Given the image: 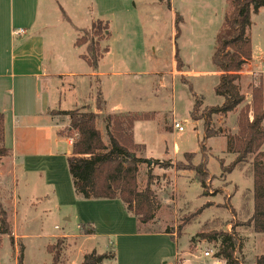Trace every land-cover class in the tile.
<instances>
[{"label": "rangeland", "instance_id": "374dc122", "mask_svg": "<svg viewBox=\"0 0 264 264\" xmlns=\"http://www.w3.org/2000/svg\"><path fill=\"white\" fill-rule=\"evenodd\" d=\"M96 1L95 16L108 26V36L100 41L104 58L99 67L112 72L107 66H113L119 77L102 81L86 77L63 79L68 85L59 108L68 112L89 104L91 111L96 112V92L100 87L105 101L102 116L153 114L152 120L134 124V141L145 145L144 157L172 163L166 169L157 165L149 171L159 202L151 230H168L174 242L165 234L138 232L135 218L118 200H84L76 196L67 169L66 159L71 149L66 139L14 137L12 155L16 152L18 163L21 160L22 164L9 167V174L7 164L4 165L0 178V203L8 214L11 231L10 236H0V264H17L21 251L22 264H52L47 250L50 246L61 250L62 264H82L93 251L102 255L111 250L115 259L102 264H224L215 258L219 245L205 238L217 232L236 236L238 264H255L257 258L264 256V234H256L249 225L253 211L254 155H249L230 173L224 169L238 153L233 139L238 111L246 103L251 104L252 88L263 86L264 90L261 72L264 71V8L251 17L248 33L252 57L239 73L240 93L245 101L233 114L212 116L216 136L200 146L202 121L193 123L190 112L196 100L197 116L223 102L214 93L220 73L213 68L211 58L217 32L228 11L226 0ZM89 2L58 0L56 3L63 11L57 8L52 17L60 16L61 28L65 27L66 32L52 22L46 32L51 37L47 38L46 49L52 51L54 65L59 68L75 70L74 66L81 63L76 65L73 55L87 54L85 48L71 45L77 38L86 40L90 46L91 32L78 34L64 20L69 18L75 26H83ZM172 22L178 25V33ZM108 48L110 52L106 54ZM175 55L181 70L177 68ZM172 63L176 71L190 74L172 75ZM81 65L84 70V64ZM246 116L253 120L251 111ZM65 118L56 117V120L63 125ZM174 121L182 125L183 132L173 130ZM97 127L106 141L101 118ZM222 133L225 136L218 137ZM173 145L178 148L175 152ZM166 149L170 160L165 158ZM185 153L195 156L184 158ZM33 155L39 157L37 162ZM203 162L208 173L204 187L193 171V167ZM45 171L56 179L54 176L46 183ZM147 172V165H142L137 176L139 190L146 186ZM82 225H91L95 234L82 236L79 229ZM208 251L206 257L204 253Z\"/></svg>", "mask_w": 264, "mask_h": 264}, {"label": "trees", "instance_id": "16d2710c", "mask_svg": "<svg viewBox=\"0 0 264 264\" xmlns=\"http://www.w3.org/2000/svg\"><path fill=\"white\" fill-rule=\"evenodd\" d=\"M226 3L228 11L216 35V46L211 58L213 68L220 73L214 93L221 97L223 102L220 106L204 109L197 116L198 101L196 100L190 112L192 121H202L203 136L200 146H203L207 139L216 136L212 116L233 113L245 101L244 95L240 93L239 73L252 57L251 40L248 33L251 17L264 8V0H226ZM107 31V24L97 20L92 23L90 31L82 32L85 35L91 32L92 35L87 55L84 56L92 69H96L102 57L100 41L108 36ZM175 31L176 33L179 31L177 24ZM75 44L76 46L84 45L86 40L78 39ZM175 57L177 68L180 69L177 55ZM262 87L252 88L251 104L246 103L238 111L237 129L233 136L238 153L235 160L224 169L230 173L249 155H254L252 159L253 214L249 225L256 234H264V150H261L264 146V90ZM104 107L102 93L98 89L95 108L99 113L92 112L89 106L81 110L52 113V115L69 118L68 128L59 135L72 140L71 153L66 163L75 195L84 200H118L124 210L135 218L138 228L143 230L138 229V232L165 234L174 242L168 230L161 232L151 230L155 223L159 202L152 189L154 178L149 171L157 165L166 169L172 166V163L146 159L144 157L145 145L136 144L134 141V124L138 121L152 120L153 114L134 112L102 116L100 112L104 110ZM250 111L253 114L252 121L246 116ZM99 118L104 125L106 141L103 140V135L97 127ZM3 122L4 117L0 113V159L10 156V150L5 147L3 141ZM192 156H195L194 153L184 154V158ZM144 164L148 167L147 183L143 190H139L137 176L140 167ZM193 171L198 183L204 187L208 178L205 162L193 167ZM94 233L91 225L80 226L81 235L88 236ZM10 234L8 214L0 203V236H10ZM205 238L219 245L215 258L223 261L224 264H238L236 250L239 243L235 235L217 232L206 235ZM50 247L47 250L52 256V264H62L61 250ZM114 258L115 254L112 250L102 255L93 251L85 256L82 264H102ZM17 264H22V251ZM255 264H264V256L257 258Z\"/></svg>", "mask_w": 264, "mask_h": 264}, {"label": "crops", "instance_id": "0c3cea01", "mask_svg": "<svg viewBox=\"0 0 264 264\" xmlns=\"http://www.w3.org/2000/svg\"><path fill=\"white\" fill-rule=\"evenodd\" d=\"M56 3H58V0H0V113L4 117V145L10 150V156L0 159V178L3 176L4 165L7 164L8 169L6 173L9 174V167L16 168L19 164H22L21 160L18 163L16 152H14L15 155H12L14 137H65L59 135V133L65 131L63 130L64 128H68L69 118L66 116L65 120H63L64 124L60 125L61 122L59 119L56 120V117L61 116L52 115V113L62 112L59 108L61 95L65 91L66 85H68L63 79L86 77L102 81L105 78L119 77V73L113 72V66H107L112 72L103 68L100 69L99 65L102 64L104 56L98 61L96 69L89 67L84 59V56L87 55L84 52L73 55L76 65L77 62L84 64V70H82L81 64L74 66L75 70H65L54 65L55 57L50 49H46L47 38H51L46 32L52 22L58 24L60 29L66 32L65 27L61 28L63 25L60 16L52 17L53 11L57 8L63 11L62 7L59 4L56 5ZM97 5L96 0H90L86 7L88 16L85 17L83 26H75L69 18H65L64 21L78 34L83 31H90L93 22L97 20L101 21V19L95 16V12L97 14ZM56 12L59 11L57 10L54 13ZM18 30L25 32L24 34L15 35L14 32ZM172 30V34H174V29ZM77 40L75 38L73 44L71 42L72 48L88 49L87 44L76 46ZM50 46L52 47L53 43ZM109 52L108 48L106 54ZM64 57H67L66 53ZM79 68L81 71L77 70ZM172 68L171 73L174 76L190 74L185 71L180 72L179 70L182 67L176 71L174 63H172ZM261 72L264 74V71ZM89 88L91 90L93 86L90 85ZM99 89L101 90L103 99L102 88L99 87ZM86 106L91 108L89 104H86ZM55 107L59 108V110H56L57 108ZM94 110L96 111L95 113H99L96 108ZM221 136L223 137L225 134H218V137ZM65 139L68 147L71 149L72 140ZM177 150V146L173 145V152ZM166 154L167 157L165 158L170 160L171 157L167 149ZM145 158L154 159L147 156ZM32 159L37 162L39 157L33 155ZM43 173V180L46 183H49L55 176L54 174L46 173V171ZM63 237L68 238L69 236L63 235Z\"/></svg>", "mask_w": 264, "mask_h": 264}, {"label": "built area", "instance_id": "2783aa9c", "mask_svg": "<svg viewBox=\"0 0 264 264\" xmlns=\"http://www.w3.org/2000/svg\"><path fill=\"white\" fill-rule=\"evenodd\" d=\"M25 31L23 30H18V31H15L14 34L15 35H18V34H24ZM173 128L174 130L178 131V132H183L184 131V128L182 127V125H180L179 122H176L174 121L173 122ZM204 255L207 257L209 256V251L208 252H205Z\"/></svg>", "mask_w": 264, "mask_h": 264}]
</instances>
